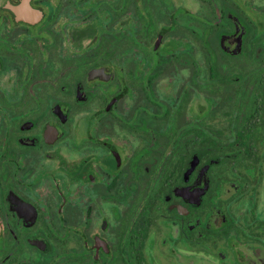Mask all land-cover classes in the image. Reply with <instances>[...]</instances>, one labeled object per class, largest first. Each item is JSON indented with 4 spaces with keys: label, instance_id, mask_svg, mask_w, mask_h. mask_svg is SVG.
Instances as JSON below:
<instances>
[{
    "label": "flooded vegetation",
    "instance_id": "obj_1",
    "mask_svg": "<svg viewBox=\"0 0 264 264\" xmlns=\"http://www.w3.org/2000/svg\"><path fill=\"white\" fill-rule=\"evenodd\" d=\"M0 264H264V0H0Z\"/></svg>",
    "mask_w": 264,
    "mask_h": 264
}]
</instances>
